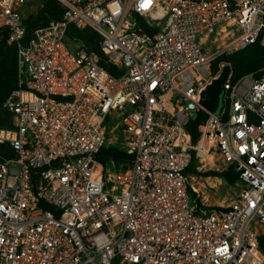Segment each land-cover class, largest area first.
I'll return each mask as SVG.
<instances>
[{
  "label": "built area",
  "instance_id": "2783aa9c",
  "mask_svg": "<svg viewBox=\"0 0 264 264\" xmlns=\"http://www.w3.org/2000/svg\"><path fill=\"white\" fill-rule=\"evenodd\" d=\"M58 1L61 17L27 37L26 0H0L18 61L0 126L17 155L0 157V264H264V73L232 68L219 113L201 103L220 54L264 46V0ZM70 23L97 31L121 72L68 42ZM108 145L133 160L105 166ZM194 158L233 165L236 197L197 211Z\"/></svg>",
  "mask_w": 264,
  "mask_h": 264
},
{
  "label": "trees",
  "instance_id": "16d2710c",
  "mask_svg": "<svg viewBox=\"0 0 264 264\" xmlns=\"http://www.w3.org/2000/svg\"><path fill=\"white\" fill-rule=\"evenodd\" d=\"M63 12V8L58 0H46L41 10L34 17L29 19L26 17L25 22L27 26V37H30L34 29L40 25L46 24L52 20L59 19ZM67 41H74L81 44L89 53H96L99 56V63L105 67L112 74L116 75L121 72V68L117 66L108 56L103 52L100 47L99 40L100 35L94 29L87 27L80 29L74 24L70 23L67 28ZM0 107L4 106V102L10 95L13 89L18 87V61H17V48L14 44H9L6 39L4 31H0ZM226 61L233 66L234 78H239L246 72L257 70L260 67H264V46L260 43H252L244 48H241L235 52L220 54L215 62ZM214 62V63H215ZM217 67L214 70L216 73ZM264 73V69L260 70L256 75L260 76ZM6 108V107H5ZM7 109V108H6ZM8 110V109H7ZM9 111V110H8ZM10 112V111H9ZM11 113V112H10ZM12 114V113H11ZM207 117V112L202 110L198 113L197 117L191 120L189 129L192 132L193 139L196 140L199 131L197 125ZM13 114L11 123L7 124V127L12 126ZM15 150L12 148L9 142H0V157L3 159L16 157ZM97 158L105 166L112 165L113 161L124 160L131 162L134 156L126 151L122 150L118 146L108 145L104 146ZM187 168V173L190 170H196L194 163ZM197 171V170H196ZM204 175H219L222 176L227 182L233 183L238 178V172L233 165H229L223 171L208 170L202 172ZM189 191L194 201L197 211L203 209H212L217 206H205L201 200V193L198 189L194 188L191 182L189 183ZM261 246L264 250V236L261 237Z\"/></svg>",
  "mask_w": 264,
  "mask_h": 264
},
{
  "label": "rangeland",
  "instance_id": "374dc122",
  "mask_svg": "<svg viewBox=\"0 0 264 264\" xmlns=\"http://www.w3.org/2000/svg\"><path fill=\"white\" fill-rule=\"evenodd\" d=\"M45 1L46 0H26L24 5L25 16L29 17V19H34V17L43 7ZM226 41H229L228 37L223 38L220 36V38L218 39L211 37L207 41V45L209 48L213 49L219 45L223 46ZM216 67H218L217 61L212 65V72H214ZM262 69H264V67H260L257 70L246 72L244 74L253 73L254 75H256ZM11 120L12 114L4 106L0 107V126H6L7 124L11 123ZM119 133L122 137V133ZM109 135H117L116 130H109ZM113 162L117 167L126 165L128 163V161L124 160ZM196 165H199L200 167L197 168ZM194 166L197 171L193 169L188 172L189 182H191L194 188L200 191L201 200L205 204V206L208 207L227 204L236 197L237 187L235 186V182L229 183L222 176L204 175L202 173L208 170L223 171L226 169V165L224 163L221 164L220 162H217V164H207L205 160H195ZM259 228L261 229V227Z\"/></svg>",
  "mask_w": 264,
  "mask_h": 264
},
{
  "label": "water",
  "instance_id": "95a60500",
  "mask_svg": "<svg viewBox=\"0 0 264 264\" xmlns=\"http://www.w3.org/2000/svg\"><path fill=\"white\" fill-rule=\"evenodd\" d=\"M232 68V64L226 62L202 92L201 103L208 110L219 113L222 104L223 82L227 79Z\"/></svg>",
  "mask_w": 264,
  "mask_h": 264
},
{
  "label": "bare ground",
  "instance_id": "6f19581e",
  "mask_svg": "<svg viewBox=\"0 0 264 264\" xmlns=\"http://www.w3.org/2000/svg\"><path fill=\"white\" fill-rule=\"evenodd\" d=\"M203 153H205V152H203Z\"/></svg>",
  "mask_w": 264,
  "mask_h": 264
}]
</instances>
